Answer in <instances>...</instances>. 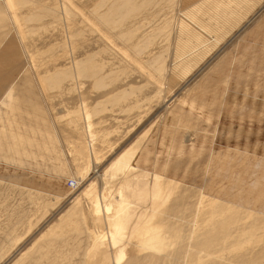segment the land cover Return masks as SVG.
I'll list each match as a JSON object with an SVG mask.
<instances>
[{"label":"rangeland","instance_id":"374dc122","mask_svg":"<svg viewBox=\"0 0 264 264\" xmlns=\"http://www.w3.org/2000/svg\"><path fill=\"white\" fill-rule=\"evenodd\" d=\"M94 1L19 0L13 8L0 2L3 4L0 17H4L0 21L1 38L8 34L7 42L11 41L7 52L5 47L0 49L5 72L4 76L0 75V86L5 83V92L0 91V247L6 244L0 251V254L4 253L0 264H7L18 250L29 248L75 198H81L87 205L88 199L81 192L90 183L100 196L105 195V189L109 187L115 194L127 178L130 177V184L137 188L150 183V175L156 171L202 188L222 201L237 202L235 204L241 207L247 205L246 208L254 207L264 213V0H247V5H244L246 2L242 5L229 3L228 6L257 7L227 37V42L208 56L199 68L205 66L203 71L196 77L193 74L198 69L192 71L193 74L184 73L183 80L178 86L174 83L171 93L166 88L167 82L162 77L159 79V73L147 62L148 57L164 50L166 61H171L176 19L170 23L173 25L167 24L168 28H165V22L172 20L173 12L185 11L192 18L215 0H176L172 14L169 13L171 10L159 7L157 21H149L138 31L132 29V19L124 26L121 21L112 28L109 35L112 41L104 38V29L101 32L93 28L89 21L91 16H97L96 8L101 7L93 5ZM14 13L19 19L13 18ZM167 13V19H164ZM243 28L247 29L243 31ZM152 29L158 32L154 34L157 36L154 40L144 35L151 34ZM122 32L126 34L119 37L124 38L123 41L117 40ZM128 33L136 35L134 41ZM75 34L80 37H73ZM159 35L163 38H158ZM127 42L134 46L138 42V48H131ZM68 43L77 45L78 58L84 57L87 51L103 49L104 52L97 55V61L106 63L102 71L106 75L103 85L95 86L93 78H82L81 85L76 87H69L65 82L59 84L60 79L45 82L48 72L65 64L61 57L67 56ZM11 90L14 98H11ZM122 90L125 94H121ZM115 94L118 96L112 97ZM82 103L91 114L93 157L98 163L84 180L80 176L90 149L87 150V140L78 129L84 125L81 117L73 122L74 118L82 116ZM73 113L78 116L74 117ZM134 142L139 145L138 163L136 160L139 172L124 177L122 172L111 169L112 159ZM71 182H75L74 187ZM134 192L132 189L128 194L133 196ZM29 194L34 200L38 199L39 206L35 201H29ZM136 199L132 198L134 208L139 210L143 200ZM23 210L34 226L30 234L19 241L21 245L18 243L17 249L10 250L4 233L8 230L10 215ZM86 219L81 220L78 227L82 231L80 243H75L77 247L74 244L73 252L70 250L74 264L97 263L96 259L87 257L90 251L93 252L89 250L91 239L87 230L96 228L91 216ZM137 249L133 240L130 254L136 257ZM10 252L13 253L8 255Z\"/></svg>","mask_w":264,"mask_h":264},{"label":"bare ground","instance_id":"6f19581e","mask_svg":"<svg viewBox=\"0 0 264 264\" xmlns=\"http://www.w3.org/2000/svg\"><path fill=\"white\" fill-rule=\"evenodd\" d=\"M108 1L110 2L113 0H96L92 3L93 5L101 7L96 8L97 16H91L89 21L93 28L101 32L104 29V38L109 41H112L110 40L112 36H109L112 32V28L118 26L120 24L119 22L123 21L121 24L124 26L125 22L127 23L128 20L131 21L132 19V29L138 31L149 21H157V11H159V7H163L162 9H165V11L171 10L169 13L172 14L177 2L176 0H117L115 3L111 4L108 3ZM181 1L182 0H180V2ZM0 2L4 3L5 6L12 7L17 6L19 0H0ZM1 3L0 6L3 5ZM103 3L105 6H102ZM107 3L109 4L108 6H106ZM229 3H232V5L233 3H240L241 5L244 3V5L248 4L247 0H215L211 6L206 8L201 7L202 9L196 12L192 18H189L188 13L185 11H175V14L173 12L174 16L171 21L165 20V28H168L167 24H170L176 19L175 22H173L175 23V33L174 37H172L173 42L171 46L173 50L171 48V61L167 62L168 59H165V55L162 53L164 50L155 56H149V60L146 61L149 62L150 66L156 69L157 73H159L157 77H159V79L162 77V79L167 82L166 88L169 91L168 93L173 91L175 84L178 86L180 80H183L184 73H191L198 69L196 73L191 74H193V77L200 74L205 66L200 70L199 68L204 65L208 56L222 44H225L227 42L226 40L229 38L228 36L233 34L234 30L247 19L249 13L252 14L253 8L257 7L252 5L228 6ZM176 6L178 7V5ZM96 9L92 10V12ZM67 11L66 8V14H68ZM169 13L164 16V19H167ZM16 15L17 14L14 13V15H12L14 16L13 18L16 19L18 17ZM3 18L0 17V21H2ZM17 19H19V17ZM102 25L104 28H102ZM245 29L243 28V31ZM18 30L21 32L19 28ZM136 31L134 33H137ZM160 31H162V28ZM162 32L159 33L163 35L167 31L164 30V33ZM134 33L130 34L134 37L136 36ZM155 33L158 32L152 29L151 34L146 33L144 35H146L145 37H147V39L152 37V40H154L153 38L156 36L154 35ZM1 34L2 32L0 31V49L5 47L7 52L11 48V41L7 42L8 34L4 38H1ZM130 34L128 33V35ZM121 35L122 37L126 36V34L122 32L117 36V40L122 39L123 41L124 38H119ZM162 35H159L158 38L162 37ZM72 36L80 37V34ZM133 37L132 40L134 41L135 37ZM132 40H130V42ZM151 41L149 40L148 42L150 43ZM138 42L140 43L139 40ZM164 42L166 43V40ZM151 43L154 42L152 41ZM130 44L131 48H138L136 46L137 44L135 46L134 43ZM76 47V44L67 47L69 48L67 56L61 57L64 59L65 64L56 68L54 72H48L45 77L46 81L43 78L45 82L60 79L61 81L59 80V84L65 82L69 87H76L80 84L79 82L82 78H93L96 81L95 86L98 83H105L103 79H106V75L104 76L102 71L106 63L103 60L97 61V55L104 52L103 49L95 52L87 51L83 55L84 57L78 58L75 53ZM224 47L225 46H223V48ZM165 50L167 52L168 49ZM136 51L137 50H135V52ZM126 54L127 53L124 55ZM216 55L217 54H215V56ZM144 65L146 66V64ZM40 77L42 78V76ZM157 77L155 78L157 79ZM159 79H157V82H160ZM125 92L122 90L121 94H125ZM117 94L112 97H117ZM153 96H155V94ZM11 98H14L13 92L11 93ZM88 111L87 106L82 103V116L76 114L77 117L74 115L78 112L71 114L77 117L74 119L72 117L73 122L79 117H81V120L84 122V125L78 129L82 131L83 138L87 140L86 144L89 145L87 150L90 149L85 167L81 173L82 176H80L82 180H84L91 171L93 172L95 170V164H98L93 157L92 140L94 134L92 131V123L90 122L91 114H89ZM79 120L75 122L77 126ZM138 143L140 144V142ZM138 151L139 145L134 142L129 148L124 149L114 160L112 159L111 169L122 172L124 177H128V174L130 176L134 172H139V166H137L138 164L136 165ZM143 175H146V173ZM135 176L140 177L139 175ZM169 177L170 176L161 172L153 171L150 175L151 182L138 185L137 188L130 184V177L127 179L125 178L126 181H123L122 185L115 190V194L114 191H111L112 187H109L105 189L106 194L104 195L102 193V196L98 195L99 192L95 190L96 188H93V184H88L81 192L82 196L88 199L87 205H84L81 198H75L71 202V206L63 211L58 219L56 218L57 220L55 222L51 223L48 229H46V232L44 233L42 231V236L38 235L37 239L33 240L34 243L29 248H24L23 250L15 252V254H13L14 256L10 261L8 260L9 262L7 264H74L75 261L73 262L71 260V251L73 252L75 247H77L76 244L80 243V239L82 238L80 234L82 231L80 232L78 230L80 228L78 227L81 226V220H87L86 218L88 215L91 216L93 226L96 229L90 231L91 228H88L87 230L89 231V234H87L90 236L88 238L91 239L90 245L88 243L89 250L93 251L92 253H90V251L87 257L96 259V264H264L263 211H258L253 205V208L250 209L246 208L248 207L247 205L246 207H241L235 204L237 202L231 203L229 200L222 201L218 198L219 196L212 195L210 192L207 193L202 188L183 182L181 183ZM219 180L222 182L221 179ZM238 185L240 186V183H238ZM132 189L135 190V192L133 196H130L128 192ZM227 191L229 192L228 188ZM247 191H249V189ZM219 192H217V194ZM30 197L28 198L29 201L32 203L35 201L39 206V202L36 201L38 199L34 200L33 195ZM132 198H137L136 201L143 200L142 203H138L140 205L138 207L139 210L134 208L135 206ZM56 200L54 204L53 202L55 200L51 202V205H56L59 198ZM48 207L46 206L45 208ZM11 216L12 218L11 221H9L8 230L4 233L10 250L11 248L13 249V247L17 249L20 244L19 241L30 234L34 226L31 220H29L27 212H24V210L21 212L17 211V213L11 214L10 217ZM36 220L38 221L40 219ZM36 220L34 222H37ZM133 240L136 241L138 248V252L134 250L138 253L136 257L130 254V247ZM53 243L54 245H52ZM74 244L76 245L75 247ZM5 245L3 244L2 246L4 247ZM7 248L9 249V247ZM12 253L10 252L8 255ZM3 255L4 253L0 254V259H3Z\"/></svg>","mask_w":264,"mask_h":264},{"label":"crops","instance_id":"0c3cea01","mask_svg":"<svg viewBox=\"0 0 264 264\" xmlns=\"http://www.w3.org/2000/svg\"><path fill=\"white\" fill-rule=\"evenodd\" d=\"M4 63V61H1V59H0V75H5V72H4V70L2 69L3 67H2V64ZM14 87H15V84H14ZM14 87H13V89H14ZM0 91H4L5 92V83L4 84H1V86H0Z\"/></svg>","mask_w":264,"mask_h":264},{"label":"built area","instance_id":"2783aa9c","mask_svg":"<svg viewBox=\"0 0 264 264\" xmlns=\"http://www.w3.org/2000/svg\"><path fill=\"white\" fill-rule=\"evenodd\" d=\"M72 183V182H71ZM75 183V182H74ZM74 183L71 184V187H74Z\"/></svg>","mask_w":264,"mask_h":264}]
</instances>
